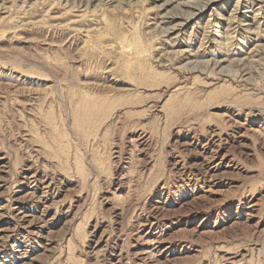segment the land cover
Listing matches in <instances>:
<instances>
[{
    "label": "rangeland",
    "instance_id": "obj_1",
    "mask_svg": "<svg viewBox=\"0 0 264 264\" xmlns=\"http://www.w3.org/2000/svg\"><path fill=\"white\" fill-rule=\"evenodd\" d=\"M0 264H264V0H0Z\"/></svg>",
    "mask_w": 264,
    "mask_h": 264
},
{
    "label": "bare ground",
    "instance_id": "obj_2",
    "mask_svg": "<svg viewBox=\"0 0 264 264\" xmlns=\"http://www.w3.org/2000/svg\"><path fill=\"white\" fill-rule=\"evenodd\" d=\"M201 7H203V5H200V8H197V9H201ZM190 14V13H189ZM193 14V13H192ZM195 14V13H194ZM191 16H193V15H191ZM172 17H175V15L174 16H172ZM187 18V17H186Z\"/></svg>",
    "mask_w": 264,
    "mask_h": 264
}]
</instances>
